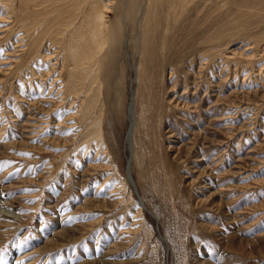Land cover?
<instances>
[{
  "label": "rangeland",
  "instance_id": "1",
  "mask_svg": "<svg viewBox=\"0 0 264 264\" xmlns=\"http://www.w3.org/2000/svg\"><path fill=\"white\" fill-rule=\"evenodd\" d=\"M109 1L0 0V264H264V0Z\"/></svg>",
  "mask_w": 264,
  "mask_h": 264
},
{
  "label": "bare ground",
  "instance_id": "2",
  "mask_svg": "<svg viewBox=\"0 0 264 264\" xmlns=\"http://www.w3.org/2000/svg\"><path fill=\"white\" fill-rule=\"evenodd\" d=\"M29 1H31V0H22V8L21 9H23L27 4H28V2ZM46 2H47V0H45ZM49 1V3H50V1L51 0H48ZM64 1V2H63ZM66 1V2H65ZM55 2H57V1H55ZM63 2V3H62ZM70 2V3H69ZM37 3V2H36ZM35 3V4H36ZM48 3V2H47ZM52 4H54L53 2H51ZM58 3V2H57ZM69 3V5H67ZM109 3V4H108ZM181 3V2H180ZM56 4V3H55ZM184 5V4H183ZM49 6V5H48ZM51 6V5H50ZM61 7H62V9H61ZM45 9H46V7H44ZM55 8H58L59 10H61L60 11V13H62V14H64L65 15V21H64V23L65 24H67V26H68V28L70 27V28H72V25L74 24V23H77V25H79L80 26V29L77 31V32H79V35H78V38H77V43H74V42H72V40H71V42L69 41L70 39H71V34H70V32H69V34H68V36H67V39H66V41L68 42L67 43V45L66 46H64V44H63V46H62V48L64 47V54H63V52L61 53L60 52V57H61V61H58V62H56L55 64H61V63H63V62H67L68 64L70 63V61L71 60H74V59H78V60H82V59H91V58H93V56H95V54L96 55H98L97 54V52H99L103 47H104V45H106L107 43H108V40H109V38H107V31H108V28H109V25H108V20H107V13L109 12V11H112V9L110 8V1L109 0H81V1H79L78 3H73L72 2V0H60V2H59V5L58 6H56ZM166 8H170V9H174L173 8V5H172V2H168V4H167V6H166ZM44 9V10H45ZM54 9V8H53ZM57 9V10H58ZM80 11V14H77V11ZM22 11V10H21ZM46 11L47 10H45V13H46ZM49 11V10H48ZM108 11V12H107ZM52 12V11H51ZM50 12V13H51ZM57 12V11H56ZM59 13V14H60ZM32 14H34V13H32ZM48 15V14H47ZM55 16H59V15H55ZM62 16V15H61ZM61 16H59V17H61ZM74 16H76L77 17V20H76V22H74V21H72V19L74 18ZM48 17V16H47ZM46 17V18H47ZM169 17H170V15L169 16H167L166 17V20L167 19H169ZM233 17V16H232ZM38 18V17H37ZM50 18H52V17H50ZM50 18H48V19H50ZM171 18V17H170ZM173 18V17H172ZM56 19V18H55ZM61 19H63V18H61ZM37 20V19H36ZM60 20V19H59ZM170 20H172V19H170ZM237 20V19H236ZM44 21H46V20H44ZM48 21H50V20H48ZM47 21V24H49V22ZM37 22H39V21H37ZM58 22H60V21H58ZM172 22V21H171ZM34 23H35V21H34ZM43 23V22H42ZM117 23V22H116ZM31 24H33V23H31ZM30 24V25H31ZM37 25H38V23H36ZM45 24H46V22H45ZM84 24H87L88 26H89V28H87V26H86V28H84L83 29V26L82 25H84ZM114 24V23H113ZM118 24V23H117ZM52 25V24H51ZM112 25V24H111ZM116 25V24H115ZM29 26V25H28ZM27 26V27H28ZM32 26V25H31ZM50 26V25H49ZM117 26V25H116ZM33 27V26H32ZM31 27V28H32ZM61 27V26H60ZM77 27V26H76ZM30 28V27H29ZM49 28H51V27H49ZM52 28H53V26H52ZM67 28V27H66ZM116 28V27H115ZM55 29H58V28H55ZM54 29V30H55ZM110 29V28H109ZM121 29H122V27H121ZM120 29V30H121ZM220 29H222V28H220ZM233 29V28H232ZM51 30V33H52V29H50ZM56 31V30H55ZM67 31V30H66ZM35 32V31H34ZM68 32V31H67ZM76 32V33H77ZM118 32H120V31H118ZM59 33V32H58ZM62 33V32H61ZM60 33V34H61ZM73 33H74V31H73ZM113 33V32H112ZM117 33V32H116ZM119 34V33H118ZM117 34V39H115L116 41H115V44H114V46H112V48H111V51H113L114 49H115V46H116V44H120V35L121 34H119L118 35ZM56 35V34H55ZM75 35V34H74ZM73 35V36H74ZM58 36V35H57ZM108 36H109V34H108ZM116 36V35H115ZM113 34L110 36V40H113L114 39V37H115ZM119 36V37H118ZM29 38H31V37H29ZM37 38V37H36ZM37 39H39V38H37ZM36 39V41H38ZM51 39V38H50ZM62 39H63V37H62ZM65 39V38H64ZM64 39L62 40V41H64ZM108 39V40H107ZM119 39V40H118ZM34 40H35V38H34ZM41 40V39H40ZM52 40V39H51ZM109 40V41H110ZM42 41V40H41ZM48 41H49V39H48ZM53 41V40H52ZM29 42H30V40H29ZM33 42V44H34V41H32ZM60 42V41H59ZM62 43V42H61ZM66 43V42H65ZM83 44H85V46L84 47H82V48H80V49H76V48H78V47H81ZM35 45H39V42H38V44H35ZM40 45H41V42H40ZM31 47V46H30ZM37 47V46H36ZM40 47V46H39ZM39 49V48H38ZM28 52H29V50H28ZM27 52V53H28ZM34 52V51H33ZM67 59L68 61H62L63 59ZM55 59V58H54ZM57 60V59H56ZM93 61V60H92ZM55 62V61H54ZM97 62V61H96ZM75 64V63H74ZM74 64H73V66H74ZM58 65V66H59ZM71 65V64H70ZM66 66H68V65H66ZM77 66V65H76ZM97 66V65H96ZM50 67V66H49ZM69 67V66H68ZM75 67V66H74ZM57 67H56V65H53L52 66V68L49 70V77H51L54 73H55V71L57 70L56 69ZM77 68V67H76ZM89 69V68H88ZM70 70V69H69ZM72 70V69H71ZM95 71V70H94ZM79 73V72H78ZM84 73V72H83ZM86 73V72H85ZM91 73V72H90ZM62 74V73H61ZM60 73L58 74L59 75V78H56L57 79V81H62V83L64 82V84H65V80L66 79H63V76L64 75H61ZM64 74V73H63ZM90 75V74H89ZM80 76V75H79ZM64 77H66V76H64ZM75 77V76H74ZM83 77H85V76H83ZM82 77V78H83ZM96 78H97V74H95V82L97 81L96 80ZM62 79V80H61ZM56 81V84H58V82ZM68 82H70V81H67V84H68ZM54 83H55V81H53V84L52 85H54ZM56 84H55V86H56ZM63 84V86L62 87H59L58 89H59V91L60 92H62L63 91V93L62 94H65L66 95V87H65V85ZM73 84V83H72ZM86 84V83H85ZM91 85V84H90ZM89 86V85H88ZM92 86V85H91ZM101 86V85H100ZM149 86V85H148ZM63 87L65 88V89H63ZM81 87V86H80ZM94 87V86H93ZM102 87V86H101ZM51 88V87H50ZM75 88V87H74ZM82 89H85V88H83V87H81ZM92 88V87H91ZM158 89H159V87H157ZM53 89V87L51 88V90ZM94 91V90H93ZM100 91V90H99ZM81 92V91H80ZM88 92H90V91H88ZM157 92V91H156ZM100 93H102V92H100ZM153 93H155V90H149V95L150 94H153ZM84 94V93H83ZM94 94V93H93ZM74 95V94H73ZM82 95V94H81ZM88 95H90L89 93H88ZM84 96V95H83ZM87 97V96H86ZM55 99L56 98H52V100L53 101H55ZM87 99H89V98H87ZM101 99V98H100ZM141 105L143 106V109H144V111H143V115L145 116V118L147 119L144 123H143V125H145L146 123H148V120L151 118V116L150 117H148V111H149V109H151V103L149 102V101H141ZM133 109H132V107L130 108V113L129 114H131L133 111H132ZM102 116V115H101ZM132 117V116H131ZM130 123L132 124V126H131V128H133L134 127V117H133V119L130 121ZM132 134V133H131ZM130 133H129V137H128V139L130 140V137L132 136ZM130 164H131V161H130ZM143 172H145V170L143 171ZM129 177H130V180L132 179V177L130 176V173H129ZM133 187H136L135 186V184H133ZM137 192V191H136ZM138 193V192H137ZM138 196H139V200H140V202H141V205L143 206V200H141L140 199V195L138 194Z\"/></svg>",
  "mask_w": 264,
  "mask_h": 264
}]
</instances>
